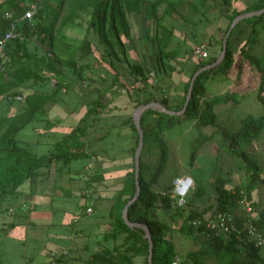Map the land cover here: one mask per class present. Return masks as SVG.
<instances>
[{
    "label": "crops",
    "instance_id": "1",
    "mask_svg": "<svg viewBox=\"0 0 264 264\" xmlns=\"http://www.w3.org/2000/svg\"><path fill=\"white\" fill-rule=\"evenodd\" d=\"M95 3L96 0H44L43 12L33 16V21L41 18L43 28L39 38L43 44L31 48L28 42L32 38L30 33L24 37L18 34L22 43L20 46L15 40L6 44L12 60L7 70L0 73V135L14 133L19 144L32 153L56 150L70 152L76 149L82 151V156L66 162L61 159L51 162L49 167L40 168L39 174L24 181L14 194L0 198V264H89L87 259L91 253L112 248L122 241V234L115 238L107 236L111 222L108 212L114 194L122 186L125 173L134 164L132 149L136 134L128 122L131 119L134 124L133 113L137 108L134 99L147 97L150 93L162 94L171 105H176L182 98L191 66L196 62L192 53L185 54L191 43L184 40L183 34L175 33L165 49L177 50L182 65L170 62L175 69L163 78L160 89L146 90L137 95L131 94L133 90L126 92L133 77L125 58L117 47L115 51L119 59L107 56L103 46L98 43V35L89 27ZM175 3L177 0H165L157 7L156 15L161 24L166 26L164 6L167 12V8H173ZM160 7L163 8L160 10ZM210 13H207L206 18L200 11H193L189 26H185L186 30L193 32L197 38L208 37L213 33L209 31L211 25L222 19L220 12L219 16L214 17ZM126 18L128 34L119 33L126 58L130 62L144 64L148 50L143 39L146 29L152 27V20L148 23L141 15L137 17L131 13ZM34 36L38 37L37 34ZM83 38L89 41V46L81 45L80 40ZM48 77H54L56 85H51ZM138 82H134L131 89L139 91L141 85H137ZM28 93H38L43 97L28 105L24 99ZM89 113V118L95 116V119L82 137L72 139L70 131ZM153 117L152 114L145 116L144 125L149 126ZM186 122L194 128L199 127L194 120L184 119L164 132L168 159L151 189L162 192L164 187H172L173 178L188 176L192 185L186 199L192 208L202 209L214 204L218 175L227 179L225 186L229 188L241 182L245 174L243 170V179L239 180L233 176L237 168L230 165L224 170L222 160L234 158L222 145L218 146L219 130L214 127L189 137L192 146V140L199 138V135L215 133L214 138L205 139L197 147L196 157L188 169L184 166V169L173 168L174 148H178L183 140V131L180 129ZM262 141L264 129L259 139L252 144ZM202 149L203 153L200 152ZM157 154L158 150H155ZM203 158L215 161L208 175L212 180L211 194L207 192L208 176L204 181L199 180L195 172L189 171L200 166L199 161ZM0 164L5 163L1 161ZM238 168L241 170L240 164ZM202 181L204 186L200 183ZM261 186L264 187L261 184L253 191L256 201ZM87 189L93 192L92 195L85 196ZM163 212L157 209V218L166 221L162 219ZM169 213L166 214L168 217ZM209 215L207 211L204 217ZM167 220L173 229H177L175 226L183 229L186 222L178 216ZM175 220H179V223H175ZM192 231L197 232L198 235L194 233L197 238L203 237L202 244L207 240L197 229L192 228ZM171 239L176 250L175 237L171 236ZM134 263L142 264L141 258L135 257Z\"/></svg>",
    "mask_w": 264,
    "mask_h": 264
},
{
    "label": "trees",
    "instance_id": "2",
    "mask_svg": "<svg viewBox=\"0 0 264 264\" xmlns=\"http://www.w3.org/2000/svg\"><path fill=\"white\" fill-rule=\"evenodd\" d=\"M32 1L34 0H2L0 2V38L9 28V19L4 16L5 12H9L13 17H20L28 9L29 3ZM163 1L165 0H96L93 7L89 27L93 28L98 35V43L103 46L107 56L110 58L114 56L119 59V55L115 51L117 47L125 58L130 74L133 77L132 83L125 90L126 92L133 90L131 94L137 95L139 92L143 93L146 90L162 88L163 78L170 75L171 71L175 69L169 62L170 60H173L177 65H182V61L177 57V50L165 49L172 29L161 24L156 15L157 7ZM43 4L44 0L37 1L38 8L34 15L39 16L43 12ZM263 6L264 0H252L242 8L234 7L232 0H198L193 2L191 6L192 12L200 11L204 17H206L208 10L223 8L220 12L222 20L226 21L223 34L220 39L214 42L207 41L205 47L208 55L206 58L194 62L190 75L184 84L182 98L176 105H171L168 98L162 94L155 95L149 92L150 94L147 97L134 99V106L156 100L168 109L180 110L183 107L193 73L198 68L216 59L221 51L223 35L232 19L238 14L256 10ZM129 13L137 17L141 15L144 21H149L148 23L152 20V33L147 34L149 50L146 55V57L152 59V69H148L146 65L139 62H130L126 58L125 46L119 33L122 31L128 34L129 24L126 16ZM56 14L57 11H55L54 15L56 16ZM243 24H249L250 30L238 48L240 59L237 64L236 75L239 76L243 61H247L258 72L259 81L254 96L257 101L264 104V54L257 55L254 53L255 47L264 39V12H262L235 24L228 36L226 54L221 63L211 69L201 71L195 77L191 96L183 113L171 115L147 109L140 118L144 138L139 163L138 179L140 190L137 198L127 207V217L130 221L141 222L148 226L153 244L152 264H171L176 256L179 259L178 264H264V247L255 246L245 237L244 233L217 234L214 230L206 229L202 226L194 227L198 232L206 235L207 240L198 249L179 255L175 250L171 237L167 235L170 227L166 221L159 220L156 214L157 209H162L166 214L170 212L169 217H182L187 222L194 218L204 217L207 211L210 212L209 216L217 212H233L237 219H240L244 214L240 208L239 200L242 195H245L259 215L258 219L255 220L256 225L264 231V206L259 207L257 201L253 198V191L261 184L264 185V168L259 164L255 154L241 147L243 143L250 144L261 136L264 129V112L260 115L248 113L241 119L238 127H225L218 123V114L215 106L229 102L237 103L243 95L237 91H231L205 98L207 80L212 75H226L232 67L235 51L232 48V42L229 37L239 38L244 30L241 27ZM42 28L43 24L40 17L32 22L28 20L19 21L15 29L17 35L14 37L17 46L22 45L18 34L21 37L29 33L37 34L42 32ZM158 28H160V31H157ZM145 32L147 33V31ZM183 33L184 40L186 42L189 41L191 46L199 43L197 39H188L186 32ZM82 44L89 46V41L83 38ZM191 49L192 47L185 54L190 55ZM11 60L10 58L6 65H9ZM150 71H152L154 78L150 76ZM153 79H155L154 85L152 84ZM136 81L141 83L139 91L131 89L132 84ZM42 97L38 93H28L24 96V99L30 105L42 99ZM149 114L154 115V117L150 125L145 126L143 120ZM89 115L90 113L87 116H83L72 128L69 134L72 139L74 137L80 138L85 134L87 127L95 119V116L89 118ZM184 119L194 120L196 126H211L219 130L218 146L222 145L229 155L241 162L240 165L245 174L241 182L229 188L225 186L227 179L218 175L215 182L217 194L214 204L202 209L192 208L186 199V195L183 204L179 205L177 197L171 195V186L164 187L162 192H155L151 189V185L157 181L163 172L168 159V148L163 138L164 132L177 126ZM128 122H130V126L136 134V146L138 141L137 130L131 119ZM214 136L215 133L201 134L199 138L192 140L188 164L191 165L194 161L197 147L205 139H211ZM135 146L132 149L133 154ZM155 150H158L157 156L155 155ZM80 156H82V151L76 149L70 152L68 150L64 152L56 150L42 154L32 153L19 144L14 133L1 134L0 163L2 161L5 164H0V198L14 194L24 181L39 174L38 170L40 168L49 167L51 162L57 159L66 162ZM134 181V164H132L130 170L125 173L121 188L114 194V200L108 212L111 222L107 236L115 238L117 235L122 234V241L112 248L91 253L87 259L89 264H135V257H140L142 264H148L149 243L145 237L144 230L127 226L122 217L123 207L135 192ZM202 192L203 190L200 189V193ZM209 257H214L215 261L208 263L207 258Z\"/></svg>",
    "mask_w": 264,
    "mask_h": 264
},
{
    "label": "rangeland",
    "instance_id": "3",
    "mask_svg": "<svg viewBox=\"0 0 264 264\" xmlns=\"http://www.w3.org/2000/svg\"><path fill=\"white\" fill-rule=\"evenodd\" d=\"M197 1L198 0H194V1L190 0V2H192V4H193V2H197ZM251 1L252 0H232V4L236 8H242L245 4H247ZM190 2H187L184 0H180L178 2V0H177V3L174 4L173 8H171V9L167 8V12H166V10H165L166 8L164 6V15H165L164 16V22L166 24V27L172 29V33L170 35L169 41L175 37V35H174L175 33H180V35H181V34H184L183 32H186V34L188 35V39H191V40L197 39L199 41V43L191 46L192 47V49H191L192 54L191 53L190 54L193 55L196 58V60H202L203 58H206L208 55L207 49L205 47L207 41L210 40L211 42H214L215 40L220 39L221 35L223 34V28L226 25V21L221 19V21H217L216 23L212 24L209 31H211L213 33H211L210 35L208 34L209 35L208 37L207 36H205L204 38L203 37L202 38L195 37V34H193V32H191V31L189 32V30H186L187 28H185V26H189L188 23L190 22V19L192 17V10H191L192 4H189ZM161 8H163V7H160V10H161ZM222 10H223V8L216 9V10L215 9L214 10H208L206 12V15L208 12H211L210 15H213V17H214V16H217L218 13L221 12ZM206 18H207V16H206ZM32 21H33V16L30 18V22H32ZM82 22H83V20H82ZM85 23H86V21H85ZM241 27L244 28V30L242 32V35L239 38L229 37V40L232 42V48L235 51L234 63L232 65V67L230 68L229 72L226 75H212L210 77V79H208L206 82L207 91L205 94V98H209V97H212L214 95H222V94H225V93L231 92V91H237L238 93H241L243 95L237 103L229 102L226 104H217L215 106L216 112L218 114V120L220 122L219 124H222L223 126L230 127V128L237 127L240 124L241 117L248 114V113L253 114V115H260L264 112V104L257 101L255 99V96H254L255 91H256V87H257V84L259 81L258 72H256V70L253 67H251L247 61H243L242 62V70H241L239 76L236 75L237 64H238L239 59H240L238 48L250 30L249 24H247V25L243 24V25H241ZM146 31H147V33L145 32V36H144L145 38L143 39V41H144V44L147 46V50H149V44L147 41V36H148L147 34L152 33V29L148 28ZM157 31H160V28H158ZM40 34H41V32L37 33L38 37L34 36L35 35L34 33L32 34L31 40L28 41L31 48H33V45L38 46V44L39 45L43 44V43H41L40 38H39ZM208 38H210V39H208ZM12 40H14V38L11 39V41L10 40L9 41L12 42ZM82 40H80V43L82 42ZM169 41H168V43H169ZM73 42H75V41L73 40ZM178 44L181 47V44L180 43H178ZM186 45H188V44H186ZM200 45L204 46V50L206 52L204 54V56L200 55L198 53H195L196 48ZM221 46H222V41H221ZM191 47L189 46V48H191ZM254 53L257 55L264 54V39H262L261 43L255 47ZM177 57L179 58V54ZM9 58H10V56H9ZM171 61H173V60H170L169 62H171ZM144 65H146V67L148 69H152V59H149L148 57L144 56ZM192 67H193V65L191 66V68ZM7 68H8V65H6L5 68L0 73H4L7 70ZM151 73H152V71H150L149 74H151ZM152 78H154V77H152ZM47 79H49V77ZM152 82H153L152 84L154 85L155 79H153ZM210 127L211 126H207V127L199 126L198 128H194L193 125L189 122L182 124L180 130H181V132L183 131V136H182L183 140L179 143L178 148H174V156H173L174 166H173V168H177V169L180 168L181 169L184 166L185 169H188L189 154H190V150H191L189 137L192 138V137L197 136L198 133H203V132L205 133V132L210 130ZM241 147L246 148L248 151H250L251 153H254V154H258L257 151L259 152V154L261 153L260 156L258 154L257 160L260 162V164L262 166H264V142L263 143H257L256 145L252 144V143H250V144L243 143ZM200 152L203 153L204 149H202V151H200ZM199 163H200V166H198L196 169H190L189 171L195 172L199 176V180L201 179L204 181V179H206L207 176L209 175V173L211 172V170L213 168V164L215 163V161L212 160L211 158H203L199 161ZM239 164H241V162L239 160H237L236 158L231 159L230 157H227V159L222 160V166H223L224 170L227 169V167L230 165L234 169L237 168L238 170H237V172H234L233 176H234V178H237V179L239 178V180H242L244 174H243V169L241 168V170H240L238 168ZM208 178L210 179V181H209V179H207V182H206L207 190H208L207 192L209 194H211L212 190L210 188V185L212 184V180H211L210 176H208ZM203 181L200 183H201V185L204 186ZM208 185H209V187H208ZM188 191H187V193H188ZM84 193H85V196H89V195H92L93 192L91 190L87 189V190H85ZM257 202H258L259 207L264 206V187L263 186H261L257 191ZM165 218L168 219L169 217L166 215L165 212H163L162 219L166 220V223L169 226L171 224V222H169V220H167ZM175 223H179V220H175ZM174 228H177L178 230L173 229V226L171 225L170 229L167 231V235H169L170 237L171 236L175 237L176 250L178 251L177 253L179 255H181L183 253L185 254V252L187 250L196 248L200 244L202 245L203 237L199 236L200 238H197V236H196L197 232L195 231L196 232L195 235H194L195 232H193V231L191 232L192 228H194V229H196V228L194 226H192L189 223V221L185 222L183 229H181L180 226H175ZM204 236L207 238L206 235H204ZM214 261H215V258H213V257H210L207 259L208 263H212ZM187 264H189V263H187Z\"/></svg>",
    "mask_w": 264,
    "mask_h": 264
},
{
    "label": "built area",
    "instance_id": "4",
    "mask_svg": "<svg viewBox=\"0 0 264 264\" xmlns=\"http://www.w3.org/2000/svg\"><path fill=\"white\" fill-rule=\"evenodd\" d=\"M37 1L38 0H34L30 2L28 9H26L20 17H13L9 12H5L4 16L9 19V28L0 38V70H3L7 62L10 60L6 50V44L17 35L15 32L17 23L21 20L30 21V18L37 11ZM195 53L204 56L206 53L204 46H198ZM150 75L153 76L152 73ZM49 81L51 85H56L57 80L54 77L50 78ZM137 85H141L140 82H138ZM123 91L125 90L123 89ZM191 184V178L188 176L173 178L171 193L173 196L177 197L179 205L183 204L184 197L190 189ZM239 204L244 214L240 219H237L233 212H217L212 216L191 219L189 220V223L195 227L202 226L206 229L214 230L217 234H228L231 232L237 234L244 233L245 237L255 246L264 247V231L255 223V220L259 217L257 210L249 203L245 195H242ZM88 211H90V208H88ZM178 261L179 259L176 256L171 264H178Z\"/></svg>",
    "mask_w": 264,
    "mask_h": 264
},
{
    "label": "water",
    "instance_id": "5",
    "mask_svg": "<svg viewBox=\"0 0 264 264\" xmlns=\"http://www.w3.org/2000/svg\"><path fill=\"white\" fill-rule=\"evenodd\" d=\"M262 12H264V6L259 8V9H256V10H251V11H247V12H243L241 14H238L237 16H235L232 19L226 33L223 36L221 51H220L219 55L217 56V58L213 62L198 68L193 73L191 80H190V84H189L188 89H187V93H186V97H185L183 107L180 110L168 109L163 104H161L159 101L151 100L147 103L140 104L139 106H137V108L135 109V111L133 113V121H134V124H135V126L137 128V132H138V141H137V145H136L135 150H134L135 192H134L133 196L126 202L125 206L123 207L122 217H123V221L127 224V226H129L131 228H141L144 230L145 237L147 238L148 243H149L148 264H152V247H153L152 246L153 245L152 244V238H151L148 226L144 223H141V222L130 221L127 217V207L129 204H131L137 198V196L139 194V190H140L138 176H139L140 154H141V149L143 146V130L140 126V115L147 109H153V110H156L158 112H164V113L171 114V115L183 113L184 110L186 109L188 102H189V98L191 96V90H192V86H193L195 77L201 71L211 69V68H213V67H215L221 63V61L223 60V58L226 54L228 36H229L232 28L235 26V24L238 23L239 21L245 19V18L261 14Z\"/></svg>",
    "mask_w": 264,
    "mask_h": 264
}]
</instances>
